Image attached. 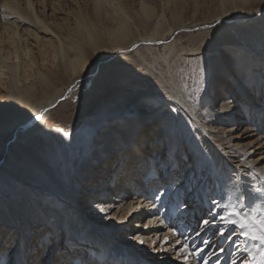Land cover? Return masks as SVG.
I'll return each instance as SVG.
<instances>
[{
  "label": "bare ground",
  "instance_id": "1",
  "mask_svg": "<svg viewBox=\"0 0 264 264\" xmlns=\"http://www.w3.org/2000/svg\"><path fill=\"white\" fill-rule=\"evenodd\" d=\"M188 1L0 0V87L8 79L9 100L16 107L8 114L10 119L0 123V259L4 264H14L12 255L23 243L29 253L25 264H43L41 257L54 252L58 264H63L61 246L69 242L80 244V251L76 249L81 255L87 253L85 264H184L174 259L172 250L181 237H172L167 225L175 199L186 201L181 211L189 212L182 214H191L196 209L195 193L207 190L212 181L211 194L218 204L236 203L237 197L247 203L244 189L248 187L254 197L250 206L262 205L261 193L254 190L264 186L260 159L264 157V58L257 51L248 53L260 43L264 49V9L257 13L250 9L260 0H214L213 20L199 23L196 19L194 29L177 27L183 23ZM202 5L194 0L192 22ZM238 12L249 16L236 17ZM34 24L36 31L26 33L24 26ZM181 30L197 32L190 34L194 38L188 43L191 74L207 82L211 78L212 88L214 77L221 81V98L210 104V111L209 101L217 96L196 100L185 78H178L176 70L170 72L174 57L169 60L156 51L167 64V75L156 64L159 59L154 54L149 57L159 46L165 53L172 51L173 36ZM208 30L211 44L221 53L213 63L206 61ZM120 55L137 56L161 87L154 96L140 98L138 116L121 109L104 113L102 120L88 118L69 135L74 137L67 143L69 159L64 148L43 150L23 141L37 130L52 135L45 121L55 103L81 80L95 79L106 60ZM210 67L213 75L201 73V68ZM69 78L68 85L57 87V80ZM47 93L52 95L37 103L36 94ZM261 94L262 101H255ZM37 115L39 121L34 119ZM257 150L262 152L256 157ZM169 185L172 195H162ZM186 189H193L191 196ZM101 206L106 214L98 210ZM165 234L170 243H165ZM136 236L145 243H137ZM203 238L212 239L213 248L220 242L211 231ZM154 241L156 249H168L173 259L162 260V253L151 251ZM175 246L178 250L180 245ZM244 246L231 245L223 260L231 251L239 262L246 255ZM214 252L220 254L218 248Z\"/></svg>",
  "mask_w": 264,
  "mask_h": 264
},
{
  "label": "rangeland",
  "instance_id": "2",
  "mask_svg": "<svg viewBox=\"0 0 264 264\" xmlns=\"http://www.w3.org/2000/svg\"><path fill=\"white\" fill-rule=\"evenodd\" d=\"M201 1L203 0H200V4L201 5L203 4V5L201 7L200 13L198 12L196 16L198 18H195V20H193L194 22H192V18H193L192 13H194L192 5H194V0H190V2L189 1L187 2L188 5H186L185 10H184L185 14L182 19L183 23H181V26L179 25H175V26L181 27V28L193 27L194 29L198 23L197 21L199 20H201L202 22L203 21L209 22L213 20L215 18V11L213 12L212 10L213 5H214V0H212L213 2L210 0H205V2L203 3ZM204 4L205 6L206 4L207 5L209 4L210 5V6L208 5L209 8L207 6L205 8ZM37 8H40V5L38 3H37ZM206 9H209V10H206ZM250 9H254L253 11L257 9L258 10L264 9V0H260V2L253 4L250 7ZM245 10H247V8H245ZM258 10L256 11V13L258 12ZM210 11H212V13ZM204 12H205V15H202L204 14ZM207 12L209 13L207 14ZM198 15H200L201 17H199ZM202 16L204 17L202 18ZM245 16H249V14H247V12H243V13L238 12L236 15V17H239V18L245 17ZM188 18H191V19H188ZM167 20H168L167 22H170L169 25L174 26V23L171 24L172 22L170 21L169 17L167 18ZM201 21H199V23H201ZM215 25L216 23H213V26L211 28H214ZM24 28L26 29V33L28 32L34 33V31H36L35 24L25 25ZM20 30L22 31V29ZM210 30L205 31V33H207V36H210V34L208 33ZM191 33H197V32H192V30H186V32L185 31L183 32V30H181V33L180 32L175 33L173 36V39L177 41L176 42L174 41L175 44H174L173 50L170 52L165 53L164 48L158 45L159 46L157 47L158 49H156L153 53H150V54L148 53V54L150 55L149 57H151V55L154 54L155 57L159 59L156 61V64H158L159 66H163L162 68H163V71H165L164 73L165 75H167L169 72L168 73L166 72L167 64L163 62L162 59L160 60V57H161L160 55L162 54L164 55V57H168L169 60L170 58L174 57V59H176L175 60L176 64L175 62L173 63L174 59L172 61L170 60V62L168 60L169 66L171 69V70L169 69L170 72H174L176 70L175 72L178 73V78L180 79L185 78L184 80L186 81L187 87H190L192 91V95L194 96L196 100L201 101L205 96L209 97V100H210L211 97L213 98L216 95L217 99H211L209 101V111H210L211 109L210 104L211 103L216 104L218 102V99L221 98L219 94V93H222L221 92L222 86L220 87L221 81L219 80V78L214 77L213 78L214 87L212 88L210 86V83L212 81L211 78L209 79V77H207L208 78V82H207L206 78L202 79V78H199L198 75L194 76L193 73L191 74L193 65L190 59L192 58V55L190 56L189 50H188L190 48L188 43L194 38L192 37V35H190ZM187 34L189 37L187 36ZM188 38L189 40H187ZM246 39L249 40L250 39L249 36H247ZM210 41H211V36L207 40L206 54L208 56V60L206 61L213 63L215 55H221V53L219 50L215 48L214 44H211ZM257 41L259 42V40ZM261 45L263 44L260 43V44L254 45V47L250 49L251 52L248 53L249 56L253 55L254 51H257L264 58V49L261 47ZM182 47H184L183 50H182ZM156 51L160 52L161 54L159 53L160 55H158ZM130 55L132 56V54ZM131 56L123 57L122 55H120L118 57H113L111 59H108L106 60L107 62L105 61L103 63V66H101V68L97 69L99 73L97 74V77L95 79L81 80L76 85H73L70 94L63 95L62 97H66V99H61L60 101H58V103H55V105L52 107L51 111L49 112L48 118L45 121V125L53 129L52 135L50 136L42 135L41 133H39L40 131L37 130V131L31 132L32 134L25 136L23 141L26 143L35 144L37 148L41 146L43 150H47L49 148L53 151L59 152L61 149L64 148L63 150L66 154V158L69 159L68 154L70 152V149L67 143L70 142L71 139L74 138L69 135L76 133L75 131H77L78 128L80 129L84 125V123L87 121L88 118L91 117V118H94L95 120L97 119L102 120L106 118L104 113L110 112L112 114V113H116L117 111H120L121 109H125L129 111V113H131L132 115L138 116L136 112H138L139 107H140L138 105L140 98H142L144 95L154 96L158 91L161 92V87L159 88L160 85L155 79V74L149 71L148 66L140 62L137 59V56L136 57H131ZM201 61L204 63L203 58H201ZM170 63L172 64V66L170 65ZM213 74H214V67L207 68V76L213 75ZM90 76L92 77L93 75L91 74ZM157 77L159 79V74ZM98 81H103V86H97ZM56 82H57V87L59 86V88H62V86L60 85H65V84L68 85L70 83V78L67 80L59 79ZM1 83H2V87H0V123H3L10 119L8 114L13 112L16 107L14 103L9 100L10 95H9L7 87L10 86V83L8 82V79L2 80ZM164 84L166 83L164 82ZM51 95L52 93L43 94L42 96H40L39 94H36L35 98L37 99L36 101H38L37 103H39L43 100L48 99ZM166 95H168V93L167 94L165 93V96ZM261 99H262V94L260 96L258 95V97L256 96L255 101L261 102L262 101ZM140 104L143 105V102L141 101ZM30 107H34V106L32 105ZM243 125L244 124H242V126ZM217 127L221 128V125ZM65 132L68 133L67 136H64ZM61 144H64L65 146ZM258 152H262V150L255 151L253 155L257 157L259 155L257 154ZM62 160L63 158L60 159V163ZM109 164L111 163L109 162ZM149 170H152L151 166H149ZM181 174H182L181 175V178H182L184 175L182 172ZM209 180H212L211 177L209 178ZM209 182L210 183L208 184L207 190H203L202 188H200V191L195 193L197 196V198H195L194 200V203L196 204V209L195 208L191 209L192 210L191 214H188V215L187 213L182 214V212H189V211H181L186 201L185 200L181 201V199L179 200L175 199L174 202H172L173 208L171 209V212H170L172 215L169 216L170 222L167 223L169 228H172L173 230H177L178 233L183 232L185 236H188L191 239H194L196 243H199V238L197 237L195 238V233L192 232V229L196 226L197 220L200 217H203V219L205 217H208L205 214V212L207 211L208 207H210L209 201L214 200V197L211 194L214 183L212 181H209ZM198 183L199 182H197V184ZM261 189H264V186H262ZM203 195L206 196L207 199H205ZM222 203L223 201L219 203V205L223 206ZM225 204H228V203H225ZM167 206H168L167 203L164 204L163 210H165ZM262 206H264V200L262 202ZM219 210L220 208L214 209V211H219ZM199 214H201V216ZM52 229L55 230L57 228L56 226H54L52 227ZM61 232H63V230H60V233H58V235H61L62 234ZM216 239H219L217 235H216ZM181 240H183L182 237H181ZM226 241L228 240H225V241L220 240V242L217 244H219L220 247L225 248L226 243H227ZM183 242L186 243L188 241H183ZM230 245H233L232 241H230ZM230 245H228L229 247L227 248H230V250H232L233 248H231ZM213 247L211 249H208V251H214L215 249H217V247L215 248ZM75 248L79 249L80 244H78V246L75 245ZM230 253L232 252L230 251ZM224 254L225 253L219 254L221 261L223 262V264H230L229 259L223 260ZM28 255L29 253L28 251H26V244L23 243V245L20 246L17 251H14V254L12 255V261L14 264H25L29 262ZM231 259H233L232 256H231ZM49 260L54 261V264H58L60 262V258L56 256V252H54V254H52L51 256L49 255L43 256L40 259V261L43 264L44 262H48ZM237 264H240V261L239 262L237 261Z\"/></svg>",
  "mask_w": 264,
  "mask_h": 264
},
{
  "label": "snow or ice",
  "instance_id": "3",
  "mask_svg": "<svg viewBox=\"0 0 264 264\" xmlns=\"http://www.w3.org/2000/svg\"><path fill=\"white\" fill-rule=\"evenodd\" d=\"M201 73L206 74L207 69L201 68ZM97 86H103V81H98ZM71 91V89H69ZM61 99H66V97H61ZM48 111V109H45ZM33 119L31 115L28 117ZM34 119L39 121L41 117L39 115L35 116ZM68 133H64L67 136ZM261 162L264 163V157H261ZM243 175V174H241ZM171 185L165 189L162 195L171 196L172 193L169 191ZM256 193H261L259 197L264 200V189L257 188L254 190ZM188 196H191L192 190L186 189ZM245 195L248 197V202L246 203L244 199L237 197L236 203H228L220 206L218 202L210 200L205 214L208 219H203L200 217L197 220L196 226L192 229L195 236L199 239V243H196L194 239L185 236L183 232L177 233L169 228L168 231L171 233L172 237H182L181 239H176L175 245H180L176 248L173 245L172 250L175 251V260L183 261L184 264H191V260H195L197 264H223L220 255L214 251H208L213 247L214 241L212 239H204L203 235H206L209 231L212 232L213 236L219 235L221 241L231 240L233 244L239 249L240 244H244L242 251L246 255L240 257V264H264V206L260 203H256L255 206H250L251 201L254 199L252 196V190L248 187L244 189ZM154 200H161L162 196H154ZM187 207V205H185ZM220 208L219 211H214V209ZM98 210L102 213H107V209L104 207H99ZM219 221V223H218ZM147 226V225H146ZM235 237V239H233ZM240 238H243L241 240ZM137 243L143 245L145 241L139 236L133 238ZM165 243H170L168 235L164 236ZM188 241V242H183ZM156 241L153 242L151 251L162 253L160 256L162 260H171L173 257L171 253L166 248L156 249ZM219 249V253H225L227 249L220 247L216 244ZM231 247V245H230ZM61 251L63 253V264H85L87 259V253L83 255L75 248L74 244L62 243ZM232 253H228L225 259L230 260V264H237L235 259H231ZM215 258V259H213ZM0 264H4V260L0 259Z\"/></svg>",
  "mask_w": 264,
  "mask_h": 264
}]
</instances>
